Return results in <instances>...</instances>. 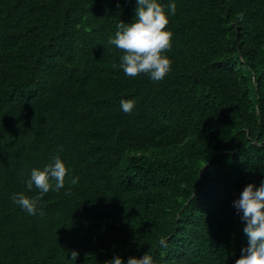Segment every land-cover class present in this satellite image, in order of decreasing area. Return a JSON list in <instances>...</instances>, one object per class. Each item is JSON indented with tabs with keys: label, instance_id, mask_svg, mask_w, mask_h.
<instances>
[{
	"label": "trees",
	"instance_id": "16d2710c",
	"mask_svg": "<svg viewBox=\"0 0 264 264\" xmlns=\"http://www.w3.org/2000/svg\"><path fill=\"white\" fill-rule=\"evenodd\" d=\"M157 2L160 81L109 43L136 0H0V264H235L247 246L233 201L264 180V0ZM56 155L64 187L31 215L12 196Z\"/></svg>",
	"mask_w": 264,
	"mask_h": 264
},
{
	"label": "clouds",
	"instance_id": "9594fccd",
	"mask_svg": "<svg viewBox=\"0 0 264 264\" xmlns=\"http://www.w3.org/2000/svg\"><path fill=\"white\" fill-rule=\"evenodd\" d=\"M135 19L131 23L121 21L117 24L115 38H109V43L123 51L120 66L126 75L135 77L141 73L149 74L153 81L162 80L170 71L171 61L163 55L171 47L172 32L167 29L168 16L163 6L157 0H136ZM169 11L175 14L176 5L170 4ZM243 19V13H241ZM121 109L130 114L134 108L133 100H121ZM67 168L59 155L52 157V162L42 170L34 168L27 179L29 191L35 187L39 190L34 197L24 192L15 193L13 202L34 215L37 205L49 191L59 192L64 187ZM78 183V177L71 179V184ZM65 195H70L66 192ZM237 213L244 222L243 232L248 238L247 246L241 249V255L235 264H264V180L259 186L248 183L240 197L233 201ZM42 214V213H41ZM162 247L166 242L160 241ZM78 253L71 252V259L76 260ZM105 264H125L118 255H114ZM126 264H153V258L147 252L141 257L131 256Z\"/></svg>",
	"mask_w": 264,
	"mask_h": 264
},
{
	"label": "water",
	"instance_id": "95a60500",
	"mask_svg": "<svg viewBox=\"0 0 264 264\" xmlns=\"http://www.w3.org/2000/svg\"><path fill=\"white\" fill-rule=\"evenodd\" d=\"M205 166V165H204Z\"/></svg>",
	"mask_w": 264,
	"mask_h": 264
}]
</instances>
